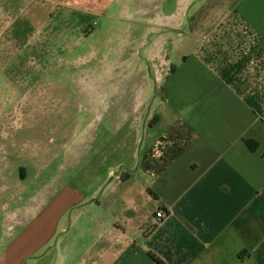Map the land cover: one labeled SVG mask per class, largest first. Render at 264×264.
Returning a JSON list of instances; mask_svg holds the SVG:
<instances>
[{
	"label": "crops",
	"instance_id": "obj_1",
	"mask_svg": "<svg viewBox=\"0 0 264 264\" xmlns=\"http://www.w3.org/2000/svg\"><path fill=\"white\" fill-rule=\"evenodd\" d=\"M115 1L17 0L11 21L0 15V41H17L14 62L0 46V243L13 236L9 264H23L28 255H16L17 225L46 229L39 243L50 246L46 264H163L151 251L164 264H264V0H160L154 16L142 10L113 17L137 27L114 33L108 51L116 60L126 55L137 73H154L157 95L119 108L121 102L95 96L75 119L100 131L109 122L113 135L125 128L130 159L119 160V174L108 172L114 175L94 201L70 182L54 192V179L42 181L40 204L21 209L30 218H20L25 176L17 175V121L38 118L34 105L43 90L34 100L21 93L51 81L17 72L80 66L66 51L101 25L85 23L81 14L96 15ZM58 102L64 111L44 110L40 118L70 119L72 102ZM82 205L85 216L68 225L67 214ZM160 210L165 216L158 220Z\"/></svg>",
	"mask_w": 264,
	"mask_h": 264
},
{
	"label": "rangeland",
	"instance_id": "obj_2",
	"mask_svg": "<svg viewBox=\"0 0 264 264\" xmlns=\"http://www.w3.org/2000/svg\"><path fill=\"white\" fill-rule=\"evenodd\" d=\"M128 3L127 8L126 0H117L109 9L96 15L81 14L86 20L85 23L93 20L100 22L101 25H94L93 30L96 31L90 39H83L79 42L73 41L71 45L73 48L69 49L68 52L66 51L65 58L72 60V63L80 59L78 61L80 66H74L68 62L69 64L59 70L51 72H17V75L23 76V78L27 76L33 80L41 78L42 81H51L48 85L43 87L32 86L21 93H29L34 100L36 91L43 90L40 94V100L34 105V108L39 110L38 118L17 121L18 125L21 126L20 128L17 126V175L21 173V176H25L21 184L22 188L17 206L20 208L18 214L20 213V218L24 221L29 220L30 216L24 212L26 210L21 209L30 204L34 207L40 204V198L35 195L45 192V184L42 181L54 179L55 183L50 191H56L63 183L70 182L78 186L87 194L88 198L92 199L94 196L99 197L102 194L111 176L114 175L113 173L108 178L106 177L111 169L119 174V160L130 159V154L124 147L125 143H123L125 128L119 130L118 135H113L110 131L113 129H111L109 122H107L106 131H104L106 126H102L103 130L100 131L98 127L94 126V123L82 126L75 119L79 110L83 107L87 109L83 101L92 100L95 96L101 95L112 100V102H121L116 105V108H119L125 107L126 102L131 101V99L152 98L157 95V91L154 89L156 85L154 73H137L136 69H131L129 65H126L124 61L127 58L126 55L119 56L116 60L109 52L110 48L113 47L110 42L114 41H111L110 38L114 33H119L126 24L129 27L132 25L134 28L137 27L136 24L112 18L124 17L125 12L137 16L142 10H147L150 12V16H154L160 0H131ZM16 5L17 0H5V2L0 3V15L6 16V21H11L17 15ZM72 15L76 14L72 13ZM140 26H138V32L142 33ZM8 38L10 37L7 36L4 41L1 40L0 46L6 51L4 59L7 58V61L11 62L17 54V41ZM138 49L141 50V48ZM141 73L146 74L148 78L143 79ZM5 75L8 76L9 74L5 73ZM146 79L149 80V85L146 83ZM52 85L54 86L50 88ZM46 98L55 100L52 104H47L44 103ZM63 98H68L72 102L69 106L70 112H73L70 119L62 120L61 116L56 113L48 115L52 116L50 118H40L44 115L40 114L41 111L45 113L44 110H48V113L49 111H64L61 108V103L58 102ZM22 109L23 111L27 110L23 107ZM115 146L119 147L116 155L110 152ZM101 147L106 149L103 154L100 151ZM19 167L23 168L20 170ZM81 207L87 209L86 205H82L67 214L65 221L68 225L75 216L80 214L78 210ZM83 214H80L81 217L85 216ZM24 228L22 225H17V231H13L19 237L18 243H22L20 247L15 248L16 255L19 251H27L28 255L24 258L23 264H35V259L38 256L42 258L40 264H46L47 256L45 254L50 246L46 249L39 244L48 237L46 229L43 228L39 232H34L29 229L24 231ZM5 238V243H0V264H2L3 255L6 264H9L11 251L8 249V243L11 242L13 236L7 233ZM55 242L56 237L53 240V243ZM12 250L14 251V249Z\"/></svg>",
	"mask_w": 264,
	"mask_h": 264
},
{
	"label": "trees",
	"instance_id": "obj_3",
	"mask_svg": "<svg viewBox=\"0 0 264 264\" xmlns=\"http://www.w3.org/2000/svg\"><path fill=\"white\" fill-rule=\"evenodd\" d=\"M247 143H248L252 148L256 147V145H257V144H255V146L252 145L251 141H247ZM125 177H127V176H125ZM149 191H150L151 193H153L154 195H156L151 189H149ZM150 254H151V255H152L157 261H159V262H161V263L164 264V261H163L160 257H158L155 253H153V252L151 251Z\"/></svg>",
	"mask_w": 264,
	"mask_h": 264
},
{
	"label": "built area",
	"instance_id": "obj_4",
	"mask_svg": "<svg viewBox=\"0 0 264 264\" xmlns=\"http://www.w3.org/2000/svg\"><path fill=\"white\" fill-rule=\"evenodd\" d=\"M164 216H165V213H164L162 210H160V211H158V212L156 213V217H157L158 220H161ZM150 218H151V217H149V219H150Z\"/></svg>",
	"mask_w": 264,
	"mask_h": 264
}]
</instances>
